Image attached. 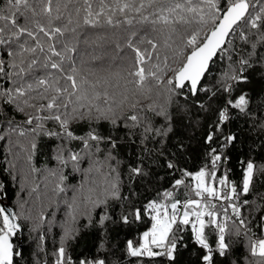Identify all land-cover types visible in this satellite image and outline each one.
I'll list each match as a JSON object with an SVG mask.
<instances>
[{"label": "snow or ice", "instance_id": "1", "mask_svg": "<svg viewBox=\"0 0 264 264\" xmlns=\"http://www.w3.org/2000/svg\"><path fill=\"white\" fill-rule=\"evenodd\" d=\"M257 83L264 0H0V264H264Z\"/></svg>", "mask_w": 264, "mask_h": 264}, {"label": "trees", "instance_id": "2", "mask_svg": "<svg viewBox=\"0 0 264 264\" xmlns=\"http://www.w3.org/2000/svg\"><path fill=\"white\" fill-rule=\"evenodd\" d=\"M88 31L89 32H95V31H102V30L89 29ZM255 87L259 90L260 88L264 87V85H261V84L257 83L255 85ZM3 159H4V157L2 155H0V161H3ZM235 161H236V157L234 156V158H233V164L234 165H235ZM236 178L237 179L239 178V174L238 173H237ZM0 180H4L5 182H7V177L3 173V164L2 163H0ZM41 187L43 189V184L41 185ZM17 191H18V188H17L16 184L13 183L11 185L10 189H9L8 198L6 200H3L2 204L3 205H7L8 207L12 208L13 210H16L17 197H16L15 193ZM22 195H23L24 198H27L26 192L23 193ZM85 240L88 242V246L90 247L91 243H92V238L91 237H85ZM23 243L25 245V247H24V255L28 259L29 264H30V262H31V253H32L33 247H32V245L29 242L27 232L25 233V236H24V239H23ZM187 260H188V256H187V254H185V256L183 257L182 264H183V262H185Z\"/></svg>", "mask_w": 264, "mask_h": 264}]
</instances>
